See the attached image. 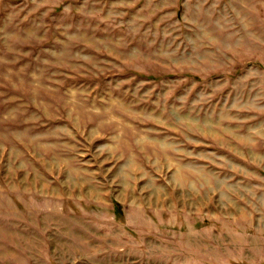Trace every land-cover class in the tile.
Here are the masks:
<instances>
[{
	"label": "rangeland",
	"instance_id": "obj_1",
	"mask_svg": "<svg viewBox=\"0 0 264 264\" xmlns=\"http://www.w3.org/2000/svg\"><path fill=\"white\" fill-rule=\"evenodd\" d=\"M0 264H264V0H0Z\"/></svg>",
	"mask_w": 264,
	"mask_h": 264
}]
</instances>
